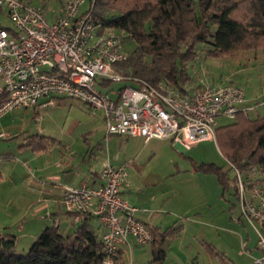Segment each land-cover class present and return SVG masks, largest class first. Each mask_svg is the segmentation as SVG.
<instances>
[{
  "label": "built area",
  "instance_id": "obj_1",
  "mask_svg": "<svg viewBox=\"0 0 264 264\" xmlns=\"http://www.w3.org/2000/svg\"><path fill=\"white\" fill-rule=\"evenodd\" d=\"M86 0H63L51 17L39 4L24 0H0L12 27H0V79L7 97L0 102V116L21 107H35L43 97L79 99L103 112L106 134L170 139L181 149L204 140L216 142L218 117L233 119L245 101L242 88L231 83H212L206 75L195 85L178 88L163 81L156 84L115 69L128 53L123 49L126 33L96 21ZM89 5V4H88ZM122 85L112 97L97 80ZM236 190L242 215L264 227V187L247 188L236 168ZM128 171L125 164L106 160L101 183L65 185L64 210L79 219L89 213L102 226L104 264H113L117 250L131 241L144 246L152 233L137 217V206L122 196ZM262 255L249 264H264V234L259 233Z\"/></svg>",
  "mask_w": 264,
  "mask_h": 264
},
{
  "label": "trees",
  "instance_id": "obj_2",
  "mask_svg": "<svg viewBox=\"0 0 264 264\" xmlns=\"http://www.w3.org/2000/svg\"><path fill=\"white\" fill-rule=\"evenodd\" d=\"M40 2V5L46 3L45 0ZM57 2L61 4L63 0ZM88 2V11L96 21L106 28L125 32L124 42L131 40L134 43L127 60L116 63L115 69L152 84L163 81L182 89L195 85L202 74L194 79L188 68L201 46L205 55L212 57L250 49L264 53V0ZM97 84L100 86L101 82L97 80ZM6 97L7 93L3 91L0 102ZM51 141L50 137H32L27 140V145H36L35 149L42 150ZM216 143L229 167L224 169L213 163H201L195 166L196 170L216 174L226 188L229 180L236 186L233 169L236 168L243 174L247 188L264 187V114L252 117L243 110L238 111L229 123L218 124ZM95 218L89 213L82 214L76 228L66 234L55 225L46 226L24 253L18 251L14 235L0 233V264H104L102 226L94 221ZM145 224L153 237L150 242L152 260L159 261L164 254L165 237L172 236L180 227L170 226L160 232ZM113 264H127L121 249L117 250Z\"/></svg>",
  "mask_w": 264,
  "mask_h": 264
},
{
  "label": "crops",
  "instance_id": "obj_3",
  "mask_svg": "<svg viewBox=\"0 0 264 264\" xmlns=\"http://www.w3.org/2000/svg\"><path fill=\"white\" fill-rule=\"evenodd\" d=\"M49 19H52L51 14ZM224 56L233 58L231 62L240 65L243 63L245 65H258L264 62V55L261 59L258 53L254 57H247L246 50ZM204 64L203 61V67L201 65L198 66L197 76L205 72L207 74L205 75L209 78L208 70L205 69ZM99 81L101 82L100 88L107 91L112 97L116 96L115 92H117L119 86L113 87L112 84H108L103 79H99ZM212 82L217 81L213 80ZM3 91L5 90L0 79V94ZM53 97L62 98L65 96ZM48 99L49 97L41 98L39 105L35 107L16 108L18 111L12 114L9 123L5 117L10 111L0 116V233L8 232L14 235L17 249L21 253L28 249L33 240L46 226L55 225L64 234L76 228L80 219H76L74 215L67 213L62 206L61 200L64 186H78L84 182L90 186H98L101 183L100 171L102 165L108 160H102L98 170L87 168V171H84L81 162L87 160L85 154L80 157L79 154L71 150L69 155L65 157V154L59 148L64 145L62 141L49 133H45L41 127L42 116L38 114L39 109L43 106L55 104L54 99L53 103H47ZM252 100L253 97L245 93V101L241 106L248 108L244 111L248 115L249 112L256 110L258 106L252 103ZM26 111H32L35 114L34 124L25 120ZM17 114L18 116H16ZM31 123L33 127L35 126V130H32ZM119 136L140 138V136ZM32 137H50L52 141L45 149H35L36 145H27V140ZM152 141L171 142L170 139L154 138L148 141L144 140V144L148 145ZM176 147L181 151L191 149L184 150L177 145ZM90 148H88V151H90ZM100 148H102L101 143L95 144L91 148V153H93L94 149ZM55 151H59V154L52 156L51 152ZM142 153L138 154V158L142 156ZM78 157L80 158L76 161ZM201 163H213L224 168L222 165L212 161L198 162L190 157L189 166L185 169H181L176 163L174 172L169 169V173L164 171L161 173L162 176L157 172L159 174L157 178H161L169 187L164 192L162 190L161 194L152 193L145 195L146 188H143V182H145L146 178L141 179V176L138 177L139 169L137 167L134 170L135 172L128 173L126 184L122 189V196L129 203L139 208L137 217L160 232L167 230L170 226L180 227L172 236L165 237L163 244L164 254L161 260H152L151 243L144 245L150 246L151 256L147 258V263L237 264L234 261L235 259L229 256V252L235 250V253L244 251L243 253L248 259L240 264H248L254 258L262 255L263 251L258 244V240L259 233L264 234V227L251 224L242 215L234 182L229 180L228 186L224 188L216 174L195 169V166ZM57 169L63 173V176L58 173ZM229 173L232 176L233 171L230 170ZM181 175H183V178H181L183 188L178 190L168 184L173 181L171 180L172 178ZM49 180L53 181V188L49 187ZM57 180L59 182H55ZM155 181L160 182L159 179ZM226 192L233 195L235 202L226 196ZM236 203L239 206L238 210L235 209ZM171 216H173L172 220L170 219ZM178 216H182L183 223H177ZM190 218L201 225L200 233L204 237L201 239L202 248L197 252L193 251L186 257H184L183 253L181 257L177 256V259L168 261L166 246L169 245L171 238L181 235L184 230V221ZM94 221L98 222L96 218ZM207 227L217 235L212 238L225 240L226 247H220L217 241L207 239L205 234ZM19 245L21 246L20 248ZM144 246L136 245L132 241L127 245L121 246L120 249L123 251L124 261L127 264H141L139 258L143 256V253L138 248Z\"/></svg>",
  "mask_w": 264,
  "mask_h": 264
},
{
  "label": "rangeland",
  "instance_id": "obj_4",
  "mask_svg": "<svg viewBox=\"0 0 264 264\" xmlns=\"http://www.w3.org/2000/svg\"><path fill=\"white\" fill-rule=\"evenodd\" d=\"M45 1V5L41 6L44 9L45 16L49 19L51 14L50 10L56 9L59 4L57 0ZM88 1L89 0L85 1L81 9L85 10L88 7ZM34 2H38L37 4L39 5L41 4L40 0H34ZM0 27H12L7 10L1 8ZM133 45V41L127 40L123 43V49L128 53L129 49ZM202 47L203 46L198 49L199 53L195 60L189 64L190 75L197 76L199 71L198 66L201 65V67H203L202 65L204 61V67L208 70L207 73L210 82L213 80L217 82L212 83L231 82L241 87L244 93L253 97L252 103L258 105L256 110L249 112V115L252 117L256 116L258 113L263 115L264 104L262 103H264V62L259 63L258 65H245V63L241 65L235 64L231 62L233 58H229L227 56H206L204 51L201 50ZM256 53L259 54L260 59L264 55L261 50H246L247 57H254ZM203 74L206 73L202 72V75ZM121 85L122 84L120 82H112L113 87ZM53 99L55 104L41 107L38 114L42 116L41 127L43 131L55 136L64 144L59 148L61 149L60 151L65 154V157L69 155L71 150L72 152L79 154L80 157L85 154L87 160H85V162H81V166L84 171H87V168L90 170H98L101 161L104 159H108V161L113 164H125L127 171L130 174L135 172L134 170L137 167L139 169V173L137 174L138 177L141 176V179L146 178L145 182H143V188H146L145 195L152 193L161 194L162 190L164 192V190L169 189L167 184L163 182L161 178H157L158 175L160 174V176H162L161 173L164 171H168L169 173V169L174 172L176 170V163L181 169H185L189 166L190 157L198 162L212 161L222 165L224 168L229 167L227 161L222 156L217 143L213 140L200 141L201 143H196L190 150L186 151L179 150L172 141H167L165 143L152 141L150 144L146 145L144 144L142 137L126 138L120 137L117 134L107 135L104 126L103 112L99 109H92L87 103H84L81 100L79 101V99L72 97H53ZM17 111L18 109L15 108L7 113L5 119L8 123L11 121L12 114ZM26 113L25 120L31 121L34 124L35 114L32 111H26ZM16 116H18V114ZM231 120L232 119L227 117L217 118L219 125L227 124ZM32 130H35V126L33 127V125ZM97 143H101L102 148L94 149L93 153H91V148H93ZM89 147H91L90 151H88ZM57 152H51V155H58L59 151ZM141 152H143L142 156L138 158V154H141ZM80 157H78L76 161H78ZM57 171L63 176V173L59 169H57ZM181 178H183V175L172 178L171 180L173 181H170L168 184L179 190L183 188ZM156 179H159L160 182L155 181ZM52 182V180H49L50 188L54 187ZM55 182H59V180ZM226 196L235 202L233 195L226 192ZM235 209H239L237 203L235 204ZM181 217L182 216H178L177 223H183V219ZM170 219L172 220L173 216H171ZM184 222V230L181 235L171 238L169 245L165 248L168 261L177 259V256L181 257L183 253L184 257H186L193 251L197 252L202 248L201 239L204 237L200 233L201 225L195 220H192V218L185 220ZM207 228V231H205L207 239L217 241L220 247H226L225 240L212 238L217 235L209 227ZM20 247L21 246L19 245V248ZM138 250L143 253V256L139 258L141 264H155V262L147 263V258H150L151 256L150 246L139 247ZM235 252V250L233 252H229V256L235 259L234 261L237 264L243 263L248 259L245 257L243 253L244 251H240V254Z\"/></svg>",
  "mask_w": 264,
  "mask_h": 264
}]
</instances>
